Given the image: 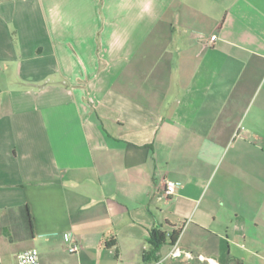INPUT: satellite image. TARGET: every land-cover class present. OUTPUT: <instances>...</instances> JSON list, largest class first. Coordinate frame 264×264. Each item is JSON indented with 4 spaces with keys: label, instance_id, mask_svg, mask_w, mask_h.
Segmentation results:
<instances>
[{
    "label": "crops",
    "instance_id": "crops-1",
    "mask_svg": "<svg viewBox=\"0 0 264 264\" xmlns=\"http://www.w3.org/2000/svg\"><path fill=\"white\" fill-rule=\"evenodd\" d=\"M31 248L264 264V0H0V264Z\"/></svg>",
    "mask_w": 264,
    "mask_h": 264
},
{
    "label": "built area",
    "instance_id": "built-area-1",
    "mask_svg": "<svg viewBox=\"0 0 264 264\" xmlns=\"http://www.w3.org/2000/svg\"><path fill=\"white\" fill-rule=\"evenodd\" d=\"M216 39L217 36L212 35L210 37V42L214 43ZM177 186L178 184L175 182H168L166 185V193L168 195L174 194ZM64 240L67 243L70 252L75 253L80 250L81 246L75 242L74 238L69 232L64 234ZM39 256L40 255L37 248L28 249L18 255V264H40ZM169 256L173 258L185 257L188 259H194L195 257H198L201 260H208L210 263H212L211 259H206L203 255L196 256L192 251L182 248L178 243L173 244L169 252Z\"/></svg>",
    "mask_w": 264,
    "mask_h": 264
},
{
    "label": "trees",
    "instance_id": "trees-1",
    "mask_svg": "<svg viewBox=\"0 0 264 264\" xmlns=\"http://www.w3.org/2000/svg\"><path fill=\"white\" fill-rule=\"evenodd\" d=\"M20 213L21 214L19 216V219L23 222L24 225L27 226L30 236H34L33 217L30 212L29 206L24 205L20 207ZM178 237H179V232L177 230L173 231L170 235V244L172 245L175 244L176 241L178 240ZM166 240H167L166 235L163 232H157L156 230H154L151 233L150 243L154 247H158L162 244H165Z\"/></svg>",
    "mask_w": 264,
    "mask_h": 264
}]
</instances>
